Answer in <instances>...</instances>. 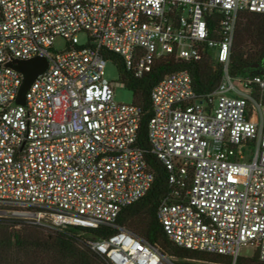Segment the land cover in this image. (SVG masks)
Returning <instances> with one entry per match:
<instances>
[{
    "label": "built area",
    "instance_id": "obj_1",
    "mask_svg": "<svg viewBox=\"0 0 264 264\" xmlns=\"http://www.w3.org/2000/svg\"><path fill=\"white\" fill-rule=\"evenodd\" d=\"M242 13L264 14V0H0V218L113 228L86 242L111 264H178L117 224L155 173L137 144L142 109L116 100L104 52L142 78L162 57L210 51L224 67L212 95L199 97L187 71L151 94L148 142L171 188L157 218L179 248L232 264L252 248L264 263V74L229 72ZM34 58L48 68L13 106L23 76L11 65Z\"/></svg>",
    "mask_w": 264,
    "mask_h": 264
},
{
    "label": "trees",
    "instance_id": "obj_2",
    "mask_svg": "<svg viewBox=\"0 0 264 264\" xmlns=\"http://www.w3.org/2000/svg\"><path fill=\"white\" fill-rule=\"evenodd\" d=\"M213 28V22H209ZM218 37V35H213ZM105 59L114 63L121 82L133 95V103L142 109V122L138 146L143 151L148 167L155 173L149 192L136 204L123 209L117 224L143 242L157 248L163 255L178 264H232V260L218 255L182 249L166 236L157 218V211L166 196L171 193L169 173L151 152L148 142V124L152 117L151 94L167 75L180 71L191 74L194 90L199 97L212 95L219 88L224 67L215 63L212 53L206 51L198 62H184L166 56L155 61L151 72L136 78L127 70L119 55L105 51ZM264 61V14H240L231 52L229 72L231 76L264 74L255 69ZM82 234L80 237L79 234ZM116 233L113 228L87 230L71 227L64 232L47 233L37 226L19 219L0 218V264H111L104 256L93 252L86 242L91 238H106ZM237 264H264L258 255L240 257Z\"/></svg>",
    "mask_w": 264,
    "mask_h": 264
},
{
    "label": "water",
    "instance_id": "obj_3",
    "mask_svg": "<svg viewBox=\"0 0 264 264\" xmlns=\"http://www.w3.org/2000/svg\"><path fill=\"white\" fill-rule=\"evenodd\" d=\"M11 66L23 76V82L13 106H25L29 88L47 70L48 62L44 58H34L33 60L19 61L16 65ZM259 67L264 69V61L260 65H256L255 69Z\"/></svg>",
    "mask_w": 264,
    "mask_h": 264
},
{
    "label": "rangeland",
    "instance_id": "obj_4",
    "mask_svg": "<svg viewBox=\"0 0 264 264\" xmlns=\"http://www.w3.org/2000/svg\"><path fill=\"white\" fill-rule=\"evenodd\" d=\"M79 40L81 43H85L86 42V35H84V34L79 35ZM65 47H66V43L62 39H57L54 42L55 51H63L65 49ZM31 60H33V59H31ZM105 77L109 82H113V83L118 84L116 89H115L116 100L118 102L124 103V104L133 103L132 93L127 88H122L121 86H119V84H121L122 82L120 79L119 70L114 63L107 62ZM42 230H44V229H42ZM44 231L47 233H55V232H52L49 230H44ZM253 255H254V250L252 248H245L241 251L242 257L251 258V257H253Z\"/></svg>",
    "mask_w": 264,
    "mask_h": 264
},
{
    "label": "flooded vegetation",
    "instance_id": "obj_5",
    "mask_svg": "<svg viewBox=\"0 0 264 264\" xmlns=\"http://www.w3.org/2000/svg\"><path fill=\"white\" fill-rule=\"evenodd\" d=\"M257 70H259V69H263V67H259V68H256Z\"/></svg>",
    "mask_w": 264,
    "mask_h": 264
}]
</instances>
